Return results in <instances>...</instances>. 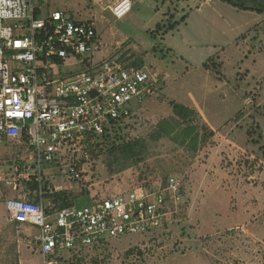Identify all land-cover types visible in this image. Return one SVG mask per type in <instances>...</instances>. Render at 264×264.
Returning <instances> with one entry per match:
<instances>
[{
	"label": "rangeland",
	"instance_id": "1",
	"mask_svg": "<svg viewBox=\"0 0 264 264\" xmlns=\"http://www.w3.org/2000/svg\"><path fill=\"white\" fill-rule=\"evenodd\" d=\"M115 1L38 0L35 6L42 15L61 11L94 23L100 51L93 65L139 59L168 80L106 137L75 148L82 182L43 164L44 203L57 208L59 194L83 207L136 187L164 189L170 177L183 181L180 202L155 233L65 252L60 264H264V14L220 0H139L117 20L110 11ZM243 1L264 6V0ZM83 68L72 60L64 65ZM170 102L192 109L193 120L180 121ZM32 156L26 142L0 140V264H42L32 243L35 228L11 222L4 207L24 189L5 184L13 166Z\"/></svg>",
	"mask_w": 264,
	"mask_h": 264
},
{
	"label": "built area",
	"instance_id": "2",
	"mask_svg": "<svg viewBox=\"0 0 264 264\" xmlns=\"http://www.w3.org/2000/svg\"><path fill=\"white\" fill-rule=\"evenodd\" d=\"M37 1L0 0V139L24 141L33 153L15 163L13 176L5 181L9 187L32 177L42 185L43 164L64 168L70 182H82L75 148L106 134L134 106L157 96L168 80L159 69L132 68L118 59L93 65L90 59L100 51L94 23L61 11L42 15ZM137 1L116 0L112 16L124 18ZM70 60L84 68L66 71ZM182 185V179L170 177L164 189L136 187L61 209L45 205L40 186L38 201L25 194L7 198L4 206L11 222L36 229L32 243L42 264H60L65 252L165 227L172 203L180 202Z\"/></svg>",
	"mask_w": 264,
	"mask_h": 264
},
{
	"label": "trees",
	"instance_id": "3",
	"mask_svg": "<svg viewBox=\"0 0 264 264\" xmlns=\"http://www.w3.org/2000/svg\"><path fill=\"white\" fill-rule=\"evenodd\" d=\"M220 1L223 2V3H225V4H228L229 6L235 8L237 10H240V11H248V12H255L257 14H264V6H260V7H257L256 9H253V8L246 7L245 4H243L244 3L243 0H238L237 1V2H240V3H237L235 0H220ZM263 24H264V20H263ZM176 25H178V23H175V24L170 25L166 29V32L168 33V32H171L172 30H174V28H175ZM154 49H155L154 51H156L159 48H156L155 47ZM158 51H160L161 53L165 52L164 50H160V49ZM168 52H171V51L168 50ZM163 56H165V55H163ZM140 64H142V61L138 59L134 63H129V66L132 67V68H138V67H141V66H139ZM205 68L208 69L206 65H205ZM170 106L172 108L173 114L180 121H182V122H189V121H192L193 120V117L195 116V112L192 109H190L188 107H185L183 105L174 103V102H170ZM120 121L113 122L112 127L114 126V124H116V123H118ZM112 127H111V129H112ZM110 130H108L107 133L104 134L103 136H101L99 138H96L95 141L97 139L106 137L108 135V132ZM210 134L213 135L212 132ZM86 142H89V140L86 141ZM126 148H127V150H129V154H130L131 157H135L136 156L135 152L133 151V147L131 145L127 144L126 145ZM42 185H40L38 182H36L34 177H32L31 181H29L27 183H24V190H25V192L27 193V192L31 191V192H33V194H35L34 197H32V195L29 196V198H30L31 201H35V202L38 201V193H39V190H40V186H41V189H43V186ZM53 201L57 205V208H60V209L61 208L72 207V203L71 204L70 203H67L66 198L65 197H62L59 194H55L53 196ZM100 244H97V245H100ZM97 245H95V246H97ZM95 246H93V247H95ZM82 250H80V251H82ZM77 252H79V251H77ZM70 253H75V252H70ZM61 259H62V255L59 258V261H61Z\"/></svg>",
	"mask_w": 264,
	"mask_h": 264
},
{
	"label": "crops",
	"instance_id": "4",
	"mask_svg": "<svg viewBox=\"0 0 264 264\" xmlns=\"http://www.w3.org/2000/svg\"><path fill=\"white\" fill-rule=\"evenodd\" d=\"M208 1V0H207ZM241 36V35H240ZM238 39V38H237ZM0 140H4V139H0ZM16 187H17V185L16 186H14V187H12V189L13 190H16ZM20 191H23L22 192V194L19 192L18 193V195H16V196H11V197H8V198H18V197H21L22 195H25V194H27L25 191H24V189H22V190H20ZM7 199V198H6ZM5 207V206H4ZM35 231H36V229H35Z\"/></svg>",
	"mask_w": 264,
	"mask_h": 264
}]
</instances>
